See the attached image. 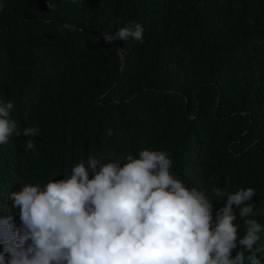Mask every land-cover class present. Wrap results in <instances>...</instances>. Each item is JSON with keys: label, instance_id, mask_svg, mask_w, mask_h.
I'll return each instance as SVG.
<instances>
[{"label": "trees", "instance_id": "1", "mask_svg": "<svg viewBox=\"0 0 264 264\" xmlns=\"http://www.w3.org/2000/svg\"><path fill=\"white\" fill-rule=\"evenodd\" d=\"M48 3L0 0V103H13L17 124L0 145V217L20 225L7 195L22 185L64 179L89 156L123 162L148 149L206 190L213 220L227 200L213 188H253L264 248V0ZM136 23L143 42L101 36ZM29 126L40 131L24 152ZM257 257L264 264V250Z\"/></svg>", "mask_w": 264, "mask_h": 264}, {"label": "clouds", "instance_id": "2", "mask_svg": "<svg viewBox=\"0 0 264 264\" xmlns=\"http://www.w3.org/2000/svg\"><path fill=\"white\" fill-rule=\"evenodd\" d=\"M48 7L54 9L51 0ZM63 28L77 30L67 23ZM101 36L109 43L143 42V27L129 24ZM13 107L11 101L0 103V145L16 133ZM39 131L24 128V152L34 149L31 137ZM172 164L166 152L148 149L123 162L89 156L64 179L11 191L7 200L18 210L20 225L12 216L0 217V264H261V226L249 203L255 190L213 188L216 201L227 197L213 220L206 190L186 187L171 174ZM233 206L245 229L241 239Z\"/></svg>", "mask_w": 264, "mask_h": 264}]
</instances>
